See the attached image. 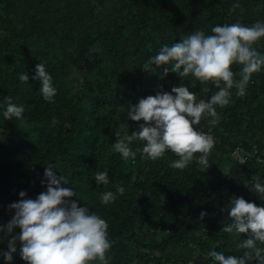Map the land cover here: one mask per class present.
Returning a JSON list of instances; mask_svg holds the SVG:
<instances>
[{"label": "trees", "instance_id": "obj_1", "mask_svg": "<svg viewBox=\"0 0 264 264\" xmlns=\"http://www.w3.org/2000/svg\"><path fill=\"white\" fill-rule=\"evenodd\" d=\"M234 3L240 8L231 12ZM257 21L264 22V0H0V225L14 216L9 205L21 191L32 199L46 191L41 181L51 163L76 191L72 199L108 222L115 241L109 264H215L210 250L242 255L237 244L247 237L221 230L231 223L221 209L233 196L264 206L251 191L257 179L264 184V70L253 74L243 97L233 88L229 105L215 106L219 124L210 126L208 117L198 126L216 141L208 169L195 160L173 169L178 157L171 152L144 159L139 141L130 145L135 159L124 160L113 144L116 131L131 134L143 122L128 118L129 106L160 86L170 92L184 84L206 101L218 91L171 71L161 79L156 66L142 70L162 45L196 30L211 34L216 25ZM255 47L264 53V39ZM39 63L53 78L54 102L43 99L41 83L32 79ZM233 71L239 80L240 66ZM7 96L23 106L22 118L4 119ZM254 149L246 163L235 158ZM105 170L109 185H97L95 173ZM117 184L124 194L101 203L100 195ZM10 239L0 232V252ZM19 247L11 264H26ZM0 264H8L2 255Z\"/></svg>", "mask_w": 264, "mask_h": 264}, {"label": "clouds", "instance_id": "obj_2", "mask_svg": "<svg viewBox=\"0 0 264 264\" xmlns=\"http://www.w3.org/2000/svg\"><path fill=\"white\" fill-rule=\"evenodd\" d=\"M240 8L234 3L231 12ZM264 39V22L257 21L251 26L240 22L216 25L211 34L196 30L181 37L178 42L164 44L157 54L151 56L142 70H152L153 66L162 68L161 79L169 71L181 77H193L200 85H214L218 91L209 100L200 98L188 86H174L171 91H164L160 86L155 95L140 98L138 103L130 105L127 116L139 123V128L131 134L121 135L116 131L115 152L124 160L135 159L136 152L130 145L139 141L144 159L156 161L165 157L167 152L178 159L171 167L184 170L194 160L205 169L211 167L209 156L215 146V139L210 133L198 130L205 118L210 117V126L220 123L221 117L215 106L229 105L231 89H237V95L243 97L253 74L264 70V53L255 47ZM240 66V79H236L234 66ZM33 80L41 83V94L47 102H54L57 89L53 87V78L41 63L36 65ZM22 83L29 81V75L19 76ZM195 87V83H193ZM207 87L204 91H208ZM7 105L3 112L4 119H20L23 106L12 103V98H4ZM122 129L128 130L126 124ZM197 154L199 156L197 157ZM246 163L241 160L240 164ZM97 185L110 183L107 170L95 173ZM46 191L35 199L26 198L27 193H19L20 200L9 205L15 214L6 226L0 225V232L10 235L8 250L0 252L8 264L13 260L19 243V255L26 264H109V255L115 241L109 239V224L99 215L90 212L88 207H81L73 200L76 191L67 185L63 175L57 176L54 165L45 166L44 179ZM116 191H106L99 197L101 203H114L117 195H123L125 189L119 184ZM251 191L264 199V184L257 179ZM221 211H227L231 223L221 230L226 233L244 234L247 238L237 244L243 250L242 255H225L210 250L208 256L215 264H264V206H257L243 197L233 196L229 205ZM207 215L201 212L200 219ZM20 232L13 235V230Z\"/></svg>", "mask_w": 264, "mask_h": 264}, {"label": "built area", "instance_id": "obj_3", "mask_svg": "<svg viewBox=\"0 0 264 264\" xmlns=\"http://www.w3.org/2000/svg\"><path fill=\"white\" fill-rule=\"evenodd\" d=\"M257 154V151H253L252 154L243 152V151H238V153H235V158L238 160V162L240 163L241 160H246L247 158H253L255 155Z\"/></svg>", "mask_w": 264, "mask_h": 264}, {"label": "rangeland", "instance_id": "obj_4", "mask_svg": "<svg viewBox=\"0 0 264 264\" xmlns=\"http://www.w3.org/2000/svg\"><path fill=\"white\" fill-rule=\"evenodd\" d=\"M77 83H74L73 85H76Z\"/></svg>", "mask_w": 264, "mask_h": 264}]
</instances>
